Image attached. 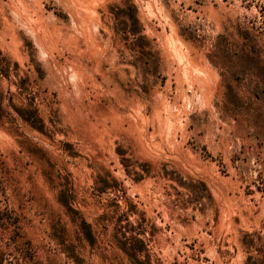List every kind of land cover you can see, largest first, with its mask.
<instances>
[{"label": "rangeland", "instance_id": "obj_1", "mask_svg": "<svg viewBox=\"0 0 264 264\" xmlns=\"http://www.w3.org/2000/svg\"><path fill=\"white\" fill-rule=\"evenodd\" d=\"M0 264H264V0H0Z\"/></svg>", "mask_w": 264, "mask_h": 264}]
</instances>
